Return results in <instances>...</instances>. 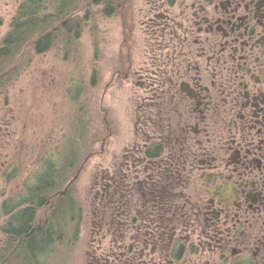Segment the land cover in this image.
<instances>
[{"label": "flooded vegetation", "instance_id": "1", "mask_svg": "<svg viewBox=\"0 0 264 264\" xmlns=\"http://www.w3.org/2000/svg\"><path fill=\"white\" fill-rule=\"evenodd\" d=\"M99 5L128 59L144 40L146 60L134 142L100 169L112 240L93 264H264V0ZM8 219L0 264H14Z\"/></svg>", "mask_w": 264, "mask_h": 264}, {"label": "rangeland", "instance_id": "2", "mask_svg": "<svg viewBox=\"0 0 264 264\" xmlns=\"http://www.w3.org/2000/svg\"><path fill=\"white\" fill-rule=\"evenodd\" d=\"M21 1L0 0V41ZM87 11V25L68 60L57 48L35 55L30 65L0 90V231L8 219L2 205L8 208L21 201L28 186L35 183L34 175L42 178L44 155L58 160L66 140L80 136L81 123L85 128L82 158L90 156L81 165L72 191L83 209L79 239L71 249L57 245L54 251L41 253L39 259L44 264L97 263L101 249L110 245L111 236L99 234L100 169L132 146L136 98L145 92L136 79L146 60L144 40L134 43L128 59L114 12L85 1L80 13ZM121 56L128 78L118 77ZM104 139L105 148L100 152ZM46 209L41 208L38 216ZM10 261L36 264L33 258L17 256H10Z\"/></svg>", "mask_w": 264, "mask_h": 264}, {"label": "trees", "instance_id": "3", "mask_svg": "<svg viewBox=\"0 0 264 264\" xmlns=\"http://www.w3.org/2000/svg\"><path fill=\"white\" fill-rule=\"evenodd\" d=\"M85 1L95 5L103 2L22 0L19 3L0 41V90L29 66L35 55L57 48L63 52L64 60L70 58L90 17L88 11L80 13ZM80 125V136L66 140L58 160L44 155L41 165L44 177L34 175L36 181L28 186L25 197L11 207L2 205L3 212L9 215L6 228L11 258H33L37 262L41 253L54 251L57 245L71 249L77 244L83 209L72 191L76 173L89 155L82 158V147L87 140L84 125ZM44 207L48 209L39 217Z\"/></svg>", "mask_w": 264, "mask_h": 264}, {"label": "water", "instance_id": "4", "mask_svg": "<svg viewBox=\"0 0 264 264\" xmlns=\"http://www.w3.org/2000/svg\"><path fill=\"white\" fill-rule=\"evenodd\" d=\"M79 171H80V169H79L78 172L76 173V177L78 176Z\"/></svg>", "mask_w": 264, "mask_h": 264}]
</instances>
